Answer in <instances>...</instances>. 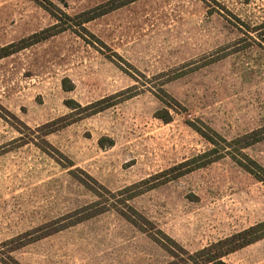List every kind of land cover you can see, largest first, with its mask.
<instances>
[{"label": "rangeland", "instance_id": "rangeland-1", "mask_svg": "<svg viewBox=\"0 0 264 264\" xmlns=\"http://www.w3.org/2000/svg\"><path fill=\"white\" fill-rule=\"evenodd\" d=\"M110 1L0 0V49L68 28L0 59V264H167L264 221V0L78 24Z\"/></svg>", "mask_w": 264, "mask_h": 264}, {"label": "trees", "instance_id": "trees-1", "mask_svg": "<svg viewBox=\"0 0 264 264\" xmlns=\"http://www.w3.org/2000/svg\"><path fill=\"white\" fill-rule=\"evenodd\" d=\"M119 0H111L107 4H104L102 6H99L97 9H101V11L95 12V10H88L85 12H82L77 15L79 18L78 24L81 25V27H84L83 24L95 19L96 17L103 15L111 10H114L121 5L133 1V0H127V2H118ZM118 2V3H117ZM66 18L71 20L72 17L68 14L64 13ZM55 15V14H54ZM57 17V16H56ZM70 27V26H69ZM66 26H61V24L57 23L53 25L50 28H47L40 33H35L29 38L22 39L18 43H12L5 47H2L0 49V59L3 57H7L19 50H22L30 45L36 44L44 39H47L51 36H54L62 31L67 30ZM206 138H208L212 143L218 145L219 143L216 142L213 138L210 136H207L206 134H203ZM249 135L243 136L242 139H244L242 142L239 140H242L241 138L238 139V142L241 147H245L255 141H258V138H253L250 140ZM224 144H227L228 141L223 139ZM237 144V143H236ZM239 145V147H240ZM227 146V145H226ZM225 145H222L223 148L227 149ZM220 147V146H219ZM222 149V148H221ZM219 148L218 146L216 148H213L212 150L202 154L200 157H207L210 156L212 153H216V156L209 157L204 162H200L198 165L193 166V168H188L187 170H184L183 172H180L178 175L185 174L191 170H194L198 167H202L208 163H211L215 161L219 156L218 154ZM190 163V161L182 163L187 164ZM260 167V166H259ZM262 168V167H261ZM246 169H248L250 172L254 173V175L258 178H260L262 181H264V177H262L261 174L254 171L253 168L246 166ZM264 238V221L256 223L255 225H252L248 228H245L241 231H238L236 233H233L229 236H226L224 238L218 239L215 242H212L208 244L207 246L196 250L194 252H189L188 250L183 249L184 254L178 253L174 250H170V253H172V256L174 257V260L170 261L167 264H231L229 263L226 258L229 254L236 252L252 243L257 242L258 240Z\"/></svg>", "mask_w": 264, "mask_h": 264}, {"label": "crops", "instance_id": "crops-1", "mask_svg": "<svg viewBox=\"0 0 264 264\" xmlns=\"http://www.w3.org/2000/svg\"><path fill=\"white\" fill-rule=\"evenodd\" d=\"M255 244L256 243H252V244H250V245H248V246H246V247H244V248H242V249H240V250H238L236 252H233V253L229 254L227 256L226 260L228 261V258L231 257L232 255H234L235 253H239V251H244L245 249H247V248H249V247H251V246H253ZM259 245H260L259 247L262 248V250L259 251L257 259L255 258V254L254 253H252V252L244 253L243 252L244 253L243 254V260H244L243 264H246L245 260H247L248 264H264V242H262V244H259ZM231 264H233V263H231Z\"/></svg>", "mask_w": 264, "mask_h": 264}]
</instances>
